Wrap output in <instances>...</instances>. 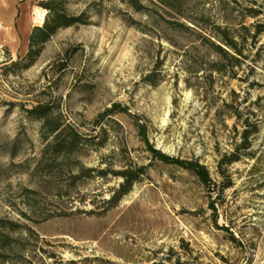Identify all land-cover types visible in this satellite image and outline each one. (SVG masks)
<instances>
[{
	"label": "rangeland",
	"instance_id": "obj_1",
	"mask_svg": "<svg viewBox=\"0 0 264 264\" xmlns=\"http://www.w3.org/2000/svg\"><path fill=\"white\" fill-rule=\"evenodd\" d=\"M162 2L68 0L89 21L57 30L27 68L4 69L46 12L0 0V219L12 223L0 226V264H264V31L218 71L199 30ZM183 4L223 23L216 0ZM227 6L236 38L264 25V0ZM38 102L82 137L51 173L35 168L45 141L25 109ZM140 126L161 152L204 164L214 190L153 157ZM243 128L249 144L236 150ZM79 166L92 170L73 181ZM128 167H142L138 180L108 202Z\"/></svg>",
	"mask_w": 264,
	"mask_h": 264
},
{
	"label": "trees",
	"instance_id": "obj_2",
	"mask_svg": "<svg viewBox=\"0 0 264 264\" xmlns=\"http://www.w3.org/2000/svg\"><path fill=\"white\" fill-rule=\"evenodd\" d=\"M162 1L163 5L169 8L172 14L192 23V25H187L177 22L184 30L192 31L195 30L194 28L199 30L198 39L208 53L215 55L216 59L215 62L212 63V66L218 71H221L223 67L228 64L233 65V63L239 61L240 56H244L242 47L247 41V35H249L253 42H255L256 36L264 31V25L261 23H255L252 25L254 27L253 33H250L248 26L243 25L242 28L245 33L238 36L240 40L236 38L233 29L230 26V22L228 21V15L231 8L227 6L228 3L235 2L236 0H216L217 4L221 6V13L219 14L220 16H218L222 20V24L216 22L214 18L212 20L211 16L204 12V10H201L196 16H192V14L184 8L183 0ZM129 2L134 3L135 0H129ZM67 4L68 0H37V5L46 12L43 22L41 25L32 27L28 35V46L25 53L23 55H18L17 59L11 61V65L5 66L4 69L10 66L27 68L38 55L44 42H46L57 30L72 25L86 24L89 21L88 8L75 14L69 12ZM131 5L136 8L141 7V5ZM249 14L253 16L256 15L253 11H249ZM115 107L116 105L114 104L113 108L107 109L105 113L100 114L95 120L96 123L99 122L104 114L112 112ZM25 112L27 117L41 120L39 132L45 141L35 168L36 170L51 173L62 161L71 159L70 156L76 152L78 147L82 144L81 134H79L78 130L72 125L62 123L57 116L50 114V107L47 103L38 102L30 108H26ZM247 125L248 124H246V126ZM140 127V135L143 136L146 148L153 157L165 163L178 165L181 168L192 172L203 185L214 190L210 173L204 164H201L196 160L169 156L161 152L149 143L145 135L144 127ZM253 127L255 129V126ZM249 132L250 130H248V128H243L241 131L242 140L240 145L236 147V150L239 147H246L249 144ZM222 158H225L226 163H231L238 160L239 156L236 152H232L229 156H223ZM70 169L71 168H68L69 171ZM91 170L92 169L90 168L84 169L82 166H79L75 173L71 174V179L74 181L86 177ZM141 171L142 167H128L120 170L119 174L122 177V181L119 183L118 188L114 191L108 202H114L125 194L132 184L138 180ZM100 173L103 174L104 171L101 170ZM211 207L214 214H216L215 205L211 204ZM7 224L12 225V223L0 219L1 227H5ZM8 227L13 229L11 226ZM9 241L10 239L8 236H0V243L3 247L9 246Z\"/></svg>",
	"mask_w": 264,
	"mask_h": 264
},
{
	"label": "bare ground",
	"instance_id": "obj_3",
	"mask_svg": "<svg viewBox=\"0 0 264 264\" xmlns=\"http://www.w3.org/2000/svg\"><path fill=\"white\" fill-rule=\"evenodd\" d=\"M36 12H38V9L36 10ZM38 14V18H39V20H40V22H42V20H43V14L42 13H37ZM5 34H9V31H8V29L7 28H5ZM22 31L25 33V34H27L28 33V29H27V27H25V25H22Z\"/></svg>",
	"mask_w": 264,
	"mask_h": 264
}]
</instances>
